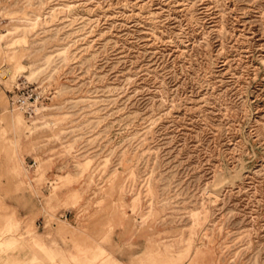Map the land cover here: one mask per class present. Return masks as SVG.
Instances as JSON below:
<instances>
[{"label": "rangeland", "instance_id": "obj_1", "mask_svg": "<svg viewBox=\"0 0 264 264\" xmlns=\"http://www.w3.org/2000/svg\"><path fill=\"white\" fill-rule=\"evenodd\" d=\"M4 167L0 262L264 264V0H0Z\"/></svg>", "mask_w": 264, "mask_h": 264}, {"label": "crops", "instance_id": "obj_2", "mask_svg": "<svg viewBox=\"0 0 264 264\" xmlns=\"http://www.w3.org/2000/svg\"><path fill=\"white\" fill-rule=\"evenodd\" d=\"M9 167H4L3 171H0L1 175L9 174L10 171H7ZM22 179V178H21ZM6 179H3L2 188H0V221L1 223H10L13 218H21L29 219L33 217L35 214H39L40 212V201L35 197L30 191L29 188L24 181L21 183V188L18 192H14V188L12 187V183L8 185V183H4ZM48 251L54 253H64L66 255L70 254L69 251H61L65 250L62 246L55 245H47L44 248ZM40 253V251H38ZM32 253L29 249L22 248V250L10 252V256H4V261L0 262V264H7L13 262H20V264H26L29 259V254Z\"/></svg>", "mask_w": 264, "mask_h": 264}, {"label": "bare ground", "instance_id": "obj_3", "mask_svg": "<svg viewBox=\"0 0 264 264\" xmlns=\"http://www.w3.org/2000/svg\"><path fill=\"white\" fill-rule=\"evenodd\" d=\"M236 178V176L227 178L225 175H218L214 182L210 185V190L215 192L216 194H219L220 190L223 188V186L230 182L233 181Z\"/></svg>", "mask_w": 264, "mask_h": 264}, {"label": "built area", "instance_id": "obj_4", "mask_svg": "<svg viewBox=\"0 0 264 264\" xmlns=\"http://www.w3.org/2000/svg\"><path fill=\"white\" fill-rule=\"evenodd\" d=\"M19 101L22 102V103H20V105H23V106H24L25 103H26V100H23V99H20ZM16 102H17V100H16ZM17 103H18V102H17ZM29 109H31V107H30Z\"/></svg>", "mask_w": 264, "mask_h": 264}]
</instances>
